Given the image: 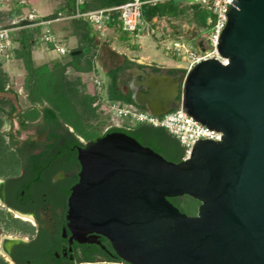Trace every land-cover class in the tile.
Returning <instances> with one entry per match:
<instances>
[{"label":"water","instance_id":"1","mask_svg":"<svg viewBox=\"0 0 264 264\" xmlns=\"http://www.w3.org/2000/svg\"><path fill=\"white\" fill-rule=\"evenodd\" d=\"M227 16L226 63L201 62L185 78L137 68L145 91L133 98L155 117L182 106L221 141H198L176 164L125 133L80 139L69 226L107 238L127 264H264V0H234ZM185 196L197 216L169 200Z\"/></svg>","mask_w":264,"mask_h":264},{"label":"trees","instance_id":"2","mask_svg":"<svg viewBox=\"0 0 264 264\" xmlns=\"http://www.w3.org/2000/svg\"><path fill=\"white\" fill-rule=\"evenodd\" d=\"M104 2L105 7H119L130 0H99ZM143 20L148 23L155 18H161L173 11L177 14V0H171L168 3H161L157 0H142ZM71 13L76 12V0H70ZM23 6V5H22ZM194 9L198 15L199 23L208 31L211 28L210 20L215 16L207 8L200 4H195ZM82 12L88 11V5L81 7ZM55 19V18H50ZM114 20H119V14H114ZM77 28L84 37L85 44L79 48L82 53L77 56L70 55L71 60L67 64L56 62L52 67L50 65L35 66L32 50L38 43L40 30L27 29L22 32V37L17 40L20 44V50L15 51V56L24 61L27 70V90L29 101L34 106L30 111L20 114L21 131L31 128L36 129V138H29L25 141L20 140L13 134H10L11 142L7 143L0 132V162L4 160L18 159H41L53 150H62L70 153L72 149L84 147L80 139L85 141H95L106 136L109 133L121 132L136 139L145 147L151 148L156 153L163 156L166 160L179 164L183 162L185 150L180 141L170 134L165 128L155 127L147 124H137L131 129L127 128H110L105 132L100 125L99 132L93 136L92 129L95 124L93 120L99 118L98 108L95 106L96 96H91L83 90L81 78L75 82L67 79V70L71 68L78 73H90L95 71L94 51L98 46L96 44L95 31L91 24L85 20H76ZM28 24H32L27 21ZM26 25V24H24ZM54 50V46L50 47ZM85 50L89 52L86 53ZM128 64V62H127ZM1 69V64H0ZM122 68L112 69L108 73V83L104 86V93L100 96L106 102L122 103L134 105L132 99L122 97L118 91L119 73ZM9 76L0 71V93L7 92V82ZM10 101L0 98V129L5 123L4 117L9 116L8 120L12 121V115L18 113V109L11 103V111L6 112L5 104ZM40 105L41 108L36 107ZM71 122V123H70ZM12 123V122H11ZM105 125V124H104ZM74 129L73 132L70 129ZM21 131L19 133H21ZM42 151L40 155L35 154ZM72 158H77L75 152ZM9 163V162H8ZM5 162L4 164H8ZM181 212L189 216H197L200 203L188 196L182 198L169 199ZM101 264H127L120 259L117 254Z\"/></svg>","mask_w":264,"mask_h":264},{"label":"flooded vegetation","instance_id":"3","mask_svg":"<svg viewBox=\"0 0 264 264\" xmlns=\"http://www.w3.org/2000/svg\"><path fill=\"white\" fill-rule=\"evenodd\" d=\"M137 68L145 69L132 63L119 73L118 91L126 99L145 91ZM169 73L185 77L181 70ZM138 107L146 111L145 106ZM79 149L70 153L53 149L41 159L21 158L14 161L18 165L13 171L0 173V264H101L115 257L107 238H84L69 226L70 197L82 169Z\"/></svg>","mask_w":264,"mask_h":264},{"label":"rangeland","instance_id":"4","mask_svg":"<svg viewBox=\"0 0 264 264\" xmlns=\"http://www.w3.org/2000/svg\"><path fill=\"white\" fill-rule=\"evenodd\" d=\"M20 1H25L27 4L32 0H0V29L9 28L12 30L11 46L8 53L0 57L1 69L0 71L9 76L7 82V92L0 93V98H4L10 101V104H5L6 112L11 111V103L18 109V113L12 115V123L8 120L9 116L4 117L5 123L0 129L3 138L7 143L11 142L10 134L25 141L29 138L35 139L36 129L31 128L26 131H21L20 127V114H24L34 108L28 98L27 86V70L25 68L24 61L16 58L15 51L20 50V44L16 41L22 37V32L29 26H25L27 23L28 13L30 9L27 5H21ZM29 1V2H28ZM161 3H168L171 0H158ZM195 0H177L175 5L177 14L173 15V11L169 10V14L161 18H155L148 25H145V29L141 33L140 38L127 37L123 39L120 34H108L101 36L96 29V32L100 35L98 40L99 48L95 49L94 61L95 71L90 73H78L71 68L67 70V79L71 82H75L78 78L82 80V86L80 90H83L91 96H96L97 101L95 106L98 108L99 118L93 120L95 124L92 129V134L95 136L100 127L105 132L111 126H113L112 117L109 113L108 103L102 99L101 90L96 85V81L102 82V79L106 72L113 67L120 65L125 57L142 64L143 57L149 59V62H154L160 65L168 66H181V71L184 72V67L188 64L186 56L178 57L177 55L170 54L167 51V47L177 41L186 46L187 49L199 52L198 45L199 40L206 38L208 31L202 27L199 23V17L194 9ZM108 34V35H107ZM139 44H138V43ZM42 41L38 42V46H42ZM85 43H77V48H81ZM34 48V47H33ZM70 52L62 58H50L47 65L52 67L56 60L67 64L71 60ZM98 63V70L96 63ZM35 66H40L35 63ZM42 66V65H41ZM185 73V72H184ZM102 84V83H101ZM36 107L41 108L40 105ZM71 123V122H70ZM105 124V125H104ZM97 125H100L97 126ZM123 126L131 128L133 125L129 121L123 122ZM72 129V128H71ZM74 130V129H72ZM21 131V133H19ZM84 142L85 141L82 139ZM16 160H2L0 162V173L5 174L8 171H13L17 167ZM9 162L8 164H4Z\"/></svg>","mask_w":264,"mask_h":264},{"label":"built area","instance_id":"5","mask_svg":"<svg viewBox=\"0 0 264 264\" xmlns=\"http://www.w3.org/2000/svg\"><path fill=\"white\" fill-rule=\"evenodd\" d=\"M234 0H195V3L200 4L202 7L207 8L215 16L214 21L210 20L211 28L208 30L206 38L202 39L204 44L203 50L194 52L186 48V46L177 41L173 42L166 49L170 54L177 55L178 57H185L187 65L184 67L185 77L201 62L217 59L223 63V59L217 49L221 34L225 30L229 17L227 13ZM21 5L26 6L25 1H20ZM145 2L142 0H130L128 3L111 8L103 9L94 12L82 13L77 12L71 18L84 19L97 29L101 36H105L107 24L113 21L114 14H119V20L122 24L124 32L129 34L132 38H139L143 32L146 23L143 20V6ZM40 18L34 9H30L27 21L32 25L45 24L39 22ZM12 30L9 28L0 29V57L6 55L10 49ZM41 41L45 44L52 45L61 54H67V50L60 46V43L55 36L47 32L42 36ZM184 77V78H185ZM96 85L102 90V84L96 81ZM108 103V111L112 117L113 126L110 128H127L131 129L137 124H147L155 127L165 128L170 134L175 136L183 146L185 154L183 161H187L193 154L194 147L198 141H214L219 142L223 134L216 130H210L207 126L196 121L192 116L185 113L182 106L168 113L162 117H155L147 111L140 110L134 105L122 103ZM129 121L132 127L123 126V122ZM109 128V129H110ZM108 130V129H107Z\"/></svg>","mask_w":264,"mask_h":264},{"label":"crops","instance_id":"6","mask_svg":"<svg viewBox=\"0 0 264 264\" xmlns=\"http://www.w3.org/2000/svg\"><path fill=\"white\" fill-rule=\"evenodd\" d=\"M33 4L29 3L27 6L29 8H33L40 20V23H45V24H39V25H32L29 26L27 29H35L38 28L40 30L38 37V42L41 41V38L43 35H45L47 32H50L55 38L58 39L60 46L65 48L67 50V54L70 52L69 50L73 52H81L79 51V48H77V43L80 41L81 44L85 43L84 37L80 34L79 29L77 28V21L80 20L78 18H71L75 16L77 12H82L81 7L84 5H88V11L82 12V13H88V12H94L98 10H103V9H111L115 7H105L104 2H101L99 0H76V12L73 14L71 13V4L70 0H32ZM158 1V0H157ZM23 7V6H22ZM50 18H55V19H50ZM84 20V19H82ZM86 21V20H85ZM88 22V21H87ZM146 23V22H145ZM149 23H146L148 25ZM30 25L26 24L25 26ZM92 26V25H91ZM92 28L95 31V37H96V44H98L99 40V34L96 32V29L94 26ZM145 29V28H144ZM106 32L108 34L113 33V34H120L123 39H126L127 37H131L129 34L123 31L122 29V24L120 20H114L107 24V30ZM107 34V35H108ZM141 36V35H140ZM132 38V37H131ZM140 38V37H139ZM17 42V41H16ZM138 43V42H137ZM203 43L202 40H199L198 45L200 50H203V47H200V44ZM38 44V43H37ZM35 45L33 50H32V56L33 60L35 63H38V65H47L49 62L48 60L51 58H62L65 57L67 54L63 55L56 49L51 50L50 47L52 45H48L45 43H42V46ZM139 44V43H138ZM204 46V44H203ZM99 48V46H98ZM71 53V54H72ZM82 53V52H81ZM80 55V54H79ZM59 60H56L58 62ZM143 61L141 65H143L145 68L146 67H152V68H165V69H176V70H181V66H168V65H160L156 64L154 62H149V59L143 57ZM55 62V63H56ZM128 62V64H127ZM54 63V64H55ZM98 63H96V67L98 70ZM136 63L135 61L129 59L128 57L124 58V61L118 65L117 67L110 68L106 74L104 75L102 79V90H101V95L104 93V86L107 85L108 83V73L112 69H117V68H122L126 69L130 64ZM139 64V63H138ZM50 65V64H49ZM121 70V71H122Z\"/></svg>","mask_w":264,"mask_h":264}]
</instances>
